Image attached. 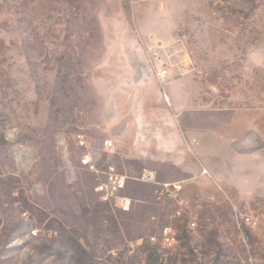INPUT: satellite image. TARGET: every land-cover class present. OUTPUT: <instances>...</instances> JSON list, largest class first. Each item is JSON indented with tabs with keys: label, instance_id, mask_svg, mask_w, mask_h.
<instances>
[{
	"label": "rangeland",
	"instance_id": "obj_1",
	"mask_svg": "<svg viewBox=\"0 0 264 264\" xmlns=\"http://www.w3.org/2000/svg\"><path fill=\"white\" fill-rule=\"evenodd\" d=\"M132 119L170 161L125 157ZM0 264H264V0H0Z\"/></svg>",
	"mask_w": 264,
	"mask_h": 264
},
{
	"label": "built area",
	"instance_id": "obj_2",
	"mask_svg": "<svg viewBox=\"0 0 264 264\" xmlns=\"http://www.w3.org/2000/svg\"><path fill=\"white\" fill-rule=\"evenodd\" d=\"M156 78L163 82L170 75V68L162 63L155 72ZM78 144L81 148L87 147L86 136L79 134L77 136ZM108 145L115 148V143L110 141ZM80 166L82 169L93 173L96 176L97 185L96 192L99 194L100 199L103 203L111 205L112 207H118L122 211L127 212L130 210L132 200L129 197L123 196L122 193L127 188L130 177L119 171V169L113 164H106L100 167L98 162L95 161L91 154H87L80 159ZM74 172V170H73ZM153 179L152 174H144L140 180L151 181ZM182 189L180 183H164L162 184L158 193H160V199L162 196L168 198L177 199V196ZM182 210L176 212L177 216L181 215ZM250 221V219H247ZM194 226V224H193ZM174 232L171 227H166L163 230V243L167 246H172L175 243Z\"/></svg>",
	"mask_w": 264,
	"mask_h": 264
},
{
	"label": "crops",
	"instance_id": "obj_3",
	"mask_svg": "<svg viewBox=\"0 0 264 264\" xmlns=\"http://www.w3.org/2000/svg\"><path fill=\"white\" fill-rule=\"evenodd\" d=\"M134 115V114H133ZM171 117L169 118V122L166 123L163 126V134H162V138H163V142H169L170 140L175 141L177 147H179V143L182 137L181 134V129L179 127V125L177 124V122L174 120V115L172 117V115H170ZM146 119L145 121L149 120V115H145L144 116ZM134 118V117H132ZM131 120V119H130ZM177 121H178V117H177ZM130 125L128 126V128L125 130L127 137L130 139V143L127 145V149L126 152H124V155L126 158L128 159H138L141 161H157V160H165V161H170V158L164 154H167L168 152H170V149H165V146H163L161 149H159V151L157 152V154L154 153V138L155 137H149V136H144L140 131L143 128H138L136 126V120L132 119V121H130ZM150 133V132H149ZM148 137V139L150 140L149 144L145 143L146 138ZM116 142H117V146L118 148L122 147L121 143L124 144L123 139H119L116 138ZM162 156V157H160ZM164 156V157H163ZM144 174H152L153 175V179L151 181H143L140 180V178H142V176ZM128 176V175H127ZM131 180V178H130ZM138 180L142 183H147V184H154V185H159L160 188L162 186L161 183L157 182V175L155 172L153 171H145L144 173L141 174V176L138 178ZM160 190V189H159Z\"/></svg>",
	"mask_w": 264,
	"mask_h": 264
}]
</instances>
